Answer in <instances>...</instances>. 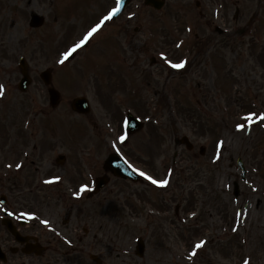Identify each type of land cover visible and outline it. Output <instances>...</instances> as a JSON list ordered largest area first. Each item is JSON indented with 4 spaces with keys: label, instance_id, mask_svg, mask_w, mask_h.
Instances as JSON below:
<instances>
[{
    "label": "rangeland",
    "instance_id": "374dc122",
    "mask_svg": "<svg viewBox=\"0 0 264 264\" xmlns=\"http://www.w3.org/2000/svg\"><path fill=\"white\" fill-rule=\"evenodd\" d=\"M195 1L167 0L157 12L136 0L60 64L62 54L97 21L91 18L105 10L92 0H0V84L5 87L0 119L9 120L3 107L12 103L22 106L21 116L38 114L17 89L23 57L33 83L29 94L43 87L39 74L45 68L52 69L61 92L55 142L58 153L70 155L66 170L74 171L81 152L91 156L86 163L96 174L94 164L117 150L135 170L169 181L156 187L112 177L100 197L84 202L78 216L85 211L90 230L81 229L80 236L90 253L103 254L105 264H163L165 256L173 261L167 264H264V122L252 115L264 113V0H202L208 10L203 19L196 15ZM236 7L240 14L234 17ZM32 13L45 19L41 27L30 26ZM169 61L187 63L175 68ZM81 95L91 103L86 116L70 108ZM127 112L145 127L123 144L119 137L126 133ZM183 135L193 149L181 144ZM238 158L244 162L243 178ZM78 173L83 177V170ZM33 180L26 170L23 192L43 194ZM56 210L58 216L61 209ZM139 236L145 240L142 257L135 249ZM200 240L206 244L195 250Z\"/></svg>",
    "mask_w": 264,
    "mask_h": 264
},
{
    "label": "flooded vegetation",
    "instance_id": "af4514ba",
    "mask_svg": "<svg viewBox=\"0 0 264 264\" xmlns=\"http://www.w3.org/2000/svg\"><path fill=\"white\" fill-rule=\"evenodd\" d=\"M199 7L201 14L203 4L199 3ZM24 94L31 100L29 110L34 113L39 110L44 115L21 116L22 106L16 103L10 105L15 108L14 110L11 107L7 110L9 120L4 121L2 131L5 145L1 167L5 194L3 197L0 195V249L4 255V260L0 261V264H88L89 243L84 242V237L76 234L75 243L72 242L73 233L70 236L69 233L65 234L63 229L43 227L39 224L40 204L57 200L58 197L53 195L55 189L52 188L51 182V177L56 176L54 170L57 159L53 153L56 146L54 134L57 115L56 108L51 109L45 102L41 105L32 94ZM41 117L44 119L42 127L41 121L39 122ZM42 162L44 169L38 172V169L43 167L39 165ZM26 170L31 172L33 179L45 181L44 183L49 186L41 189L44 195L23 192L21 184L26 179ZM82 170L83 177L78 173L82 184H88L89 173ZM75 189L76 192L83 193L78 185ZM83 194H60L58 202L68 203L66 206L68 208H76L77 204L72 205L69 202L89 200V190ZM66 212L72 214L69 209ZM25 214L30 216L29 220L23 216ZM14 231L19 235L15 236ZM71 231L78 233L79 227H73ZM21 237L22 240H18Z\"/></svg>",
    "mask_w": 264,
    "mask_h": 264
},
{
    "label": "snow or ice",
    "instance_id": "6c2138e0",
    "mask_svg": "<svg viewBox=\"0 0 264 264\" xmlns=\"http://www.w3.org/2000/svg\"><path fill=\"white\" fill-rule=\"evenodd\" d=\"M123 4V0H119L117 7L113 8L106 16H104L102 18V20L95 24L83 37V39H81L79 42L75 43L70 49H68L66 52L63 53V57L60 59L59 63L60 64H64L67 60H69V58H71L79 49H81L88 41L91 37H93V35L95 33H97L98 30H100L103 26V24L110 20L116 13H118L120 11V6ZM170 64H172L173 67L175 68H183L185 66V64L187 63L186 61L181 62V63H172L171 61H169ZM5 94V87L3 84H0V97H3ZM253 116H257V118L259 119L260 122H264V113L261 114H252ZM238 127L240 128H244V125H238ZM125 137H121V139L123 140ZM220 145H223V141L219 142ZM17 167H20V165H17ZM139 171V170H138ZM142 175H146L147 178L151 181H153V183L161 185V186H165L169 183L168 180H155L151 175H148L147 173H141ZM58 179V178H57ZM85 188H87L88 186L85 185ZM77 195H79V193H77ZM27 215V214H26ZM45 224H48L49 221L45 220L44 221ZM206 244V241L204 240H200L197 243H195L194 245V249L195 250H199L202 249L204 247V245ZM193 251V255L196 254V251ZM245 264H250L249 260L245 261Z\"/></svg>",
    "mask_w": 264,
    "mask_h": 264
},
{
    "label": "water",
    "instance_id": "95a60500",
    "mask_svg": "<svg viewBox=\"0 0 264 264\" xmlns=\"http://www.w3.org/2000/svg\"><path fill=\"white\" fill-rule=\"evenodd\" d=\"M147 2L152 3V4H154L155 6H158V7L161 5V3L159 1H157V0H147ZM41 23H42V19L39 18L38 16L34 15L33 18H32V24L33 25H40ZM26 71H27V69H26V66L24 64V66H23V73H24L25 77H24L23 82H22V86H24V87L30 81ZM42 77L44 78V80H45L46 83H49L50 82V74L48 72L43 73L42 74ZM51 97L54 100V102L56 103V101L59 99V94H57L56 91L51 90ZM72 107L74 109L80 111V112H87L89 110V106L87 104V100L84 99V98L75 99L73 101ZM129 120H130V124H131L130 125V127H131L130 130L131 131L138 130V129H140L142 127V124L139 123V122H137V120L134 119L132 116H130V119ZM108 162L107 163L110 164L111 161L108 160ZM124 168L128 172H130L126 167H124ZM113 170H114V173L115 174H119L121 176H127V175L133 176V174H131V173H129V174L126 173L123 168L122 169L121 168H117V169H114L113 168ZM104 182H105L104 180H101V182L99 183V187L101 185H103ZM138 252H139V254H142L143 253V244L142 243H140L139 246H138Z\"/></svg>",
    "mask_w": 264,
    "mask_h": 264
}]
</instances>
